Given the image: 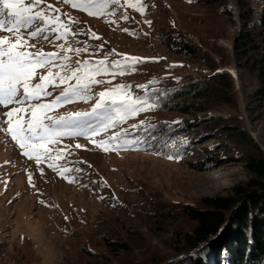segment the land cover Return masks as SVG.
<instances>
[{
	"label": "rangeland",
	"instance_id": "374dc122",
	"mask_svg": "<svg viewBox=\"0 0 264 264\" xmlns=\"http://www.w3.org/2000/svg\"><path fill=\"white\" fill-rule=\"evenodd\" d=\"M76 3L73 7L66 0H44L34 9L46 5L59 9L51 16H59L65 25L75 21L70 25L78 33L75 36L62 35L65 25L51 19L46 26L60 31L48 39L30 38L21 30L26 50L58 53L52 64L63 66L37 68L33 83L52 72L59 84L57 73L70 76L84 61L95 64L106 59L109 71L94 77L105 83L90 86L91 99L61 104L47 114L58 118L90 112L100 92L118 85L127 86L134 98L157 106L95 136L61 137L58 144L48 145L60 154L52 151L49 158L41 153L40 163L35 153H30L31 158L23 155L10 132L0 126V264H187L185 257L198 248L180 250L182 237L196 226L186 209L202 208L204 197L232 194L235 186H246L253 178L246 163L256 148L237 139L229 128L245 127L256 142L262 140L264 149V104L250 121L242 92L252 93L258 87L257 77L239 66L234 48L242 27L239 15L246 8L252 10V25L262 30L264 0ZM141 4L147 5L144 11ZM90 11L103 14L90 15ZM0 35L16 39L6 30ZM69 48L87 50L76 53ZM119 54L143 62L129 60L123 69L114 68L112 61L125 63ZM64 55L70 59L59 58ZM220 73L231 76L230 100L203 101L188 94L177 102L203 107L189 113L171 110L172 101L164 104L166 93L184 91ZM75 83L72 79L58 88L49 85L52 95L32 103H50ZM218 84L226 89L228 82ZM227 93L230 96V90ZM13 107L26 105L0 106V112ZM114 133H121V142L136 143L113 150L110 142L105 151L92 142L107 140ZM225 252L222 264H230ZM202 257L207 264L214 263L209 249Z\"/></svg>",
	"mask_w": 264,
	"mask_h": 264
},
{
	"label": "snow or ice",
	"instance_id": "6c2138e0",
	"mask_svg": "<svg viewBox=\"0 0 264 264\" xmlns=\"http://www.w3.org/2000/svg\"><path fill=\"white\" fill-rule=\"evenodd\" d=\"M73 7L78 6L76 0H66ZM107 3L108 0H103ZM120 0H111L113 4H119ZM132 4V0H128ZM191 2V0H189ZM44 3V0H0V30H6L16 36L13 41L7 35H0V106L7 108L8 105H21L26 107H13L9 111L0 112V126L7 125L5 131L12 134V138L17 141L18 146L23 149V155L31 158L30 153H35L37 163L41 161V153L50 158V153L56 151L60 154L59 149H49L48 145L58 144L61 137L64 136H95L100 132H106L109 128L115 127L117 123L122 122L129 116H135L141 111H147L157 105L148 103L147 100L134 98L125 85H118L113 89L99 93L100 99L97 100L90 112L72 113L66 116L54 117L48 115V111L53 108L73 102L74 100H88L91 97L87 94L92 84L105 83L103 80H97L94 77L101 72L109 71L107 61L98 60L95 64L84 61L82 68L75 69L70 76H59V84L53 79V73L41 75L40 82L33 83L37 77V68H43L48 65L53 67H63L62 65H53L52 61L58 58V53H49L42 50L35 52L25 49L27 41L23 40L21 30H25L30 38H36L43 35L44 39H48L54 33L59 32V27L51 31L46 24L51 19L57 25H65L59 16L54 18L52 12H59L52 5H46L40 11H34ZM85 5L97 3V0H82ZM141 3V0H136ZM135 6V5H133ZM147 5L141 4V11H144ZM87 11L88 8L86 7ZM5 13L7 16L5 17ZM48 13V14H45ZM90 15H102V12H89ZM124 19H129L127 14L123 15ZM75 21L68 20L62 35L75 36L78 33L72 32L70 25ZM151 24V21H146ZM9 25V27H5ZM29 29H34L29 31ZM128 31V29H124ZM95 35V34H92ZM56 39H60L61 35H57ZM99 38V37H96ZM30 47L35 48V45ZM59 47L63 48V45ZM102 47V45H101ZM87 49L69 48L68 51L82 52ZM122 56L125 63L121 60L112 61V67L123 69L129 60L137 63L143 62V58L129 57L126 54ZM65 61L70 57L64 55L59 57ZM79 73V74H78ZM75 79L74 85H69L50 103H32V101H40L42 96H51L52 92L47 91V87L52 85L53 88L60 87L67 81ZM20 114V115H16ZM27 114V119H25ZM47 121V122H45ZM144 122L141 121L142 125ZM178 123V122H177ZM140 125H133L138 128ZM127 135V133H124ZM121 133H114L107 140L96 141L103 150L108 151V144L112 142V149L123 147H132L136 141L125 140L121 142ZM76 147H82L76 145ZM169 158H173L169 156ZM49 167H55L49 164ZM66 171H72L66 169ZM75 179L74 177L72 178ZM31 183V178H29ZM103 198V197H101Z\"/></svg>",
	"mask_w": 264,
	"mask_h": 264
},
{
	"label": "trees",
	"instance_id": "16d2710c",
	"mask_svg": "<svg viewBox=\"0 0 264 264\" xmlns=\"http://www.w3.org/2000/svg\"><path fill=\"white\" fill-rule=\"evenodd\" d=\"M216 2L219 0H205ZM242 27L235 37L234 48L239 60V66L256 74L258 87L252 92L242 91L245 100V113L250 121L254 112L264 104V21L260 25L262 30H256L253 23V13L246 8L239 15ZM186 45V44H185ZM184 45H181V47ZM187 46V45H186ZM229 73H220L211 78L203 79L202 83H195L184 91L166 93L164 104H170L171 110L189 113L197 109L203 110L196 104H181L177 100L192 94L195 99L206 101L208 98L228 101L232 97L233 86ZM227 80V91L218 82ZM217 83V84H216ZM174 100V102H173ZM258 103V104H256ZM168 106V107H169ZM240 141L247 140L256 148V154L249 156L246 167L253 175L246 186H235L232 194L207 196L202 199L204 207L187 208L186 214L195 221L193 231L184 234L180 250L193 251L186 256L187 264H207L202 252L209 249L214 258L213 264H222L223 251L230 264H264V149L262 140L258 143L250 131L245 127L229 128ZM255 132L254 129H251ZM220 233V236H219ZM217 236V237H216ZM211 240L206 249L202 244ZM200 247V249H199ZM184 261V258L181 259Z\"/></svg>",
	"mask_w": 264,
	"mask_h": 264
},
{
	"label": "bare ground",
	"instance_id": "6f19581e",
	"mask_svg": "<svg viewBox=\"0 0 264 264\" xmlns=\"http://www.w3.org/2000/svg\"><path fill=\"white\" fill-rule=\"evenodd\" d=\"M10 34H12V33H10ZM216 237H217V236H216ZM216 237H211V238L207 239V240L202 244V246L205 245V244H207V243H209L211 240H213V239L216 238Z\"/></svg>",
	"mask_w": 264,
	"mask_h": 264
}]
</instances>
